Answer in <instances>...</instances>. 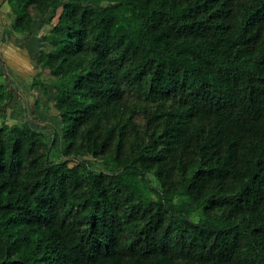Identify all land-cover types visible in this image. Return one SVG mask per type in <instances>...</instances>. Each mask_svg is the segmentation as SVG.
I'll return each mask as SVG.
<instances>
[{
    "label": "trees",
    "instance_id": "obj_1",
    "mask_svg": "<svg viewBox=\"0 0 264 264\" xmlns=\"http://www.w3.org/2000/svg\"><path fill=\"white\" fill-rule=\"evenodd\" d=\"M2 3L10 37L47 9ZM49 9L52 79L32 85L63 159L47 128L4 118L0 82V264H264V0Z\"/></svg>",
    "mask_w": 264,
    "mask_h": 264
},
{
    "label": "crops",
    "instance_id": "obj_2",
    "mask_svg": "<svg viewBox=\"0 0 264 264\" xmlns=\"http://www.w3.org/2000/svg\"><path fill=\"white\" fill-rule=\"evenodd\" d=\"M2 2L3 0H0V82L5 84L8 90V97L11 94L10 100L17 98L18 101L14 100L17 103L22 102V108L26 112L35 113L37 116L39 115L37 111L41 110L44 107L43 105L46 104V98L43 97L44 92H42L39 86H34L32 82L30 84L28 81L33 80L35 77L40 78L44 82L52 79V76L48 72L40 70L38 66L39 56L43 52L47 53L53 49L42 38L49 31L50 27L38 26L42 21H37L36 19L30 36L25 38L13 35L10 37L9 23H11V20L6 17V5ZM43 31L46 32L42 33ZM7 66H10L12 70L7 68ZM14 72L20 74L19 79ZM46 94H48V98L53 95L51 91ZM34 97L39 100L38 103L42 107L34 108ZM26 99L28 103L25 102ZM10 100L5 113L9 110ZM49 103L51 104V101ZM48 109H51L53 115L57 114V111L53 107ZM44 110L46 109L44 108ZM4 117L11 120L5 114Z\"/></svg>",
    "mask_w": 264,
    "mask_h": 264
},
{
    "label": "rangeland",
    "instance_id": "obj_3",
    "mask_svg": "<svg viewBox=\"0 0 264 264\" xmlns=\"http://www.w3.org/2000/svg\"><path fill=\"white\" fill-rule=\"evenodd\" d=\"M50 1L51 0H45V6L47 9L43 10L41 14L35 15L37 21H42L41 19H45L50 15V9H49ZM93 1L98 2L99 0H93ZM127 13H128L127 14V21L136 26L137 22H136V19L134 17L133 10L130 8V9H128ZM38 26L50 27L49 24H47L43 21ZM44 32H46V31H43L42 33H44ZM42 54L44 55L45 52H43ZM7 68L12 70V68L10 66H7ZM14 73L17 74L16 72H14ZM17 76L19 79L20 74H17ZM28 82H30V84H31L32 80H30ZM12 89H13V87H12ZM43 97L46 98V104H48L50 102L49 98H48V94H44ZM14 99H16V101H18L17 98H12L10 100L9 110H7V112L5 113V116L7 118L11 119L9 121H15V119H16V120H19V121L24 122V123L29 122V124H32L33 126H36L37 128H40V129L43 126L44 128H47V131L57 135L55 144L52 147V150L49 154V157H50V159L55 160V161L63 159L62 150L64 149L65 142H64V139L62 138V135H61V122H60L59 116L57 114L53 115L51 113V109H48V108H52V106L49 107L45 104V107H42L41 110L37 111L39 113V115L36 116L35 113L32 114V113L26 112L22 108V102L17 103ZM25 102L28 103V100L26 99ZM44 108L46 110H44ZM44 118L46 119V121ZM149 180H150V183L155 186V181H154L152 176H149Z\"/></svg>",
    "mask_w": 264,
    "mask_h": 264
}]
</instances>
